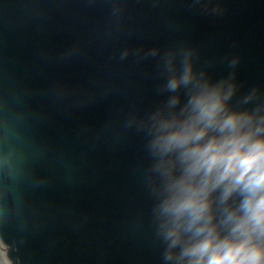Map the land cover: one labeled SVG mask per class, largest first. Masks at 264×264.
Returning <instances> with one entry per match:
<instances>
[{
  "label": "water",
  "instance_id": "1",
  "mask_svg": "<svg viewBox=\"0 0 264 264\" xmlns=\"http://www.w3.org/2000/svg\"><path fill=\"white\" fill-rule=\"evenodd\" d=\"M185 51L212 82L232 77L233 110L264 115V0H0L11 264H177L154 211L162 179L147 125Z\"/></svg>",
  "mask_w": 264,
  "mask_h": 264
},
{
  "label": "clouds",
  "instance_id": "2",
  "mask_svg": "<svg viewBox=\"0 0 264 264\" xmlns=\"http://www.w3.org/2000/svg\"><path fill=\"white\" fill-rule=\"evenodd\" d=\"M192 56L183 53L179 74L165 84L174 94L147 125L152 171L162 179V199L154 211L168 243L165 259L264 264V115L259 106L252 112L233 110L232 77L212 82L194 71ZM173 59L168 64L175 73ZM238 63L233 59L230 66ZM182 88L183 104L176 94ZM234 195L240 197L236 207L229 204ZM176 248L178 254L171 251ZM0 264H11L3 242Z\"/></svg>",
  "mask_w": 264,
  "mask_h": 264
}]
</instances>
